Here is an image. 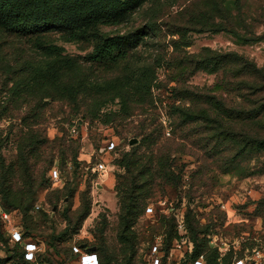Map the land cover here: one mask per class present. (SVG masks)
Instances as JSON below:
<instances>
[{
  "label": "trees",
  "instance_id": "16d2710c",
  "mask_svg": "<svg viewBox=\"0 0 264 264\" xmlns=\"http://www.w3.org/2000/svg\"><path fill=\"white\" fill-rule=\"evenodd\" d=\"M149 1L0 0V30L15 37L22 46L20 55L15 58H0L3 78L0 121L18 118L22 125L16 138L15 159L7 161L0 157V206L22 216L17 224L26 241L36 243L32 239L33 232L49 217L48 211H34V206L38 189L53 181L50 176L52 158L45 161L41 169L35 167L32 159L47 160L43 158L44 151L54 147L43 128L45 112L51 102L67 103L83 120L112 125L123 141L128 138L126 133L139 139L117 159V164L130 175L127 183L117 180L115 185L119 202L118 250L111 251L105 239L101 245L84 244L82 249L97 253L99 264H118L120 255L128 254L133 264L138 244L135 225L154 192L155 177L163 172L169 184L180 180L175 173L177 169L168 164L170 155L163 156V152L151 148L158 142L157 134L163 127L158 121L159 114L150 111L156 102L154 87L158 80L159 58L153 62L138 61L132 51L135 45H130L126 35H111L102 30V26L126 21ZM175 4L170 2V5ZM178 7L182 9L175 19L163 20L165 36H172L170 58L177 61L173 66L180 69V76L202 70L217 74L218 78L206 91L180 76L173 79L176 85L171 91L189 104L172 105L171 116L177 122L195 125L203 139L215 141L222 148L233 146L236 157L259 158L261 169L258 170L264 172V68L235 50L223 51L210 46L193 53L185 50L191 45V32L224 31L242 43L262 40L264 34L257 33L255 28L264 23V4L252 14L246 7V0H181ZM165 15L171 17L163 8ZM145 29V34L148 30L157 34V21L149 19ZM56 34L68 42H91L92 50L84 57L70 54L57 42ZM112 104H117L118 108L110 107ZM135 121L138 124L133 126ZM154 124L155 129L147 131ZM141 145L151 148L148 155L138 153ZM69 149H72V159L67 164L72 174L90 175L91 170H85L87 163L78 159L79 145H64L65 152ZM94 177L95 174L85 180L92 181ZM65 188L55 187L47 194L45 201L53 211L59 200L73 196V191L68 193ZM90 212L87 189L73 216L66 217L64 212L68 226L63 235L76 233ZM262 216L264 222V209ZM186 218L188 240L192 244V249L187 251L190 263L202 256L204 264H233L235 259L247 254H238L234 246L222 252L209 242L199 220L190 213ZM106 225V218L99 220L97 231L102 233ZM70 226H73L71 232L68 231ZM5 227L0 214V264H7L14 254L19 264H36L37 256L33 261L25 259L23 245L13 242ZM158 235L162 236L161 264H166L174 243L180 238L177 223L165 227ZM52 247L54 244L49 242L47 250Z\"/></svg>",
  "mask_w": 264,
  "mask_h": 264
},
{
  "label": "rangeland",
  "instance_id": "374dc122",
  "mask_svg": "<svg viewBox=\"0 0 264 264\" xmlns=\"http://www.w3.org/2000/svg\"><path fill=\"white\" fill-rule=\"evenodd\" d=\"M181 0H151L136 10L126 21L118 25L102 26V30L111 35H126L130 45H135L134 57L138 61L153 62L159 58L158 80L154 87L156 102L150 111L159 114V120L163 124L158 142L153 144L156 152L169 154L170 168H176V174L180 180L176 183H167L163 178V172L155 177L154 192L148 199L144 214L140 217L135 230L138 234L137 253L133 264H151L153 255L150 246L158 234L164 228L176 225L178 219L186 215L199 220L201 230L206 231L209 242L217 246L226 242L229 247H236L238 254L264 255V222L262 210L264 209V172L261 170V162L257 157H236L233 146L222 145L215 141L203 139L195 128V125H186L174 120L171 116L172 105L189 104L188 100L177 97L171 91L176 85L175 79L180 76V69L173 66L177 64L171 57L173 47L170 45V35L165 36L163 30L164 21L176 18L177 12L182 9L179 6ZM176 3L175 5H170ZM264 0H246L249 13H253ZM164 10H168L171 17L163 16ZM149 19L157 21V34L148 30L146 24ZM257 33L264 34V23L255 28ZM191 45L186 47L189 53L198 52L204 46H210L220 50H235L245 54L256 61L257 65L264 68V38L258 42L242 43L230 33L221 32H191ZM57 42L65 47L66 52L84 57L92 50V43L88 41L68 42L59 38ZM16 38L0 30V58L11 59L20 55L22 46ZM25 47V46H24ZM170 58V59H169ZM181 79L187 83L208 90L215 84L218 75L206 71H197L193 75L188 72ZM2 75L0 72V89L2 87ZM110 107L118 108L117 104ZM138 121L133 123L137 125ZM155 125L148 128L155 129ZM21 122L18 118L0 121V157L12 161L16 157V138L21 131ZM44 134L52 141V148L43 153L47 160L38 161L35 167L41 169L45 161L52 158L51 167L57 166L62 171V179L47 184L37 191V203L34 211L44 209L48 211L47 220L40 222V228L34 231L32 239L39 246L36 264H78V258L84 244L91 246L101 245L105 239L111 251L118 250L117 223L119 214V202L116 192V181L127 183L130 175L125 168L117 164V159L124 151L131 148L129 139L132 133H126L128 138L123 141L112 125H103L99 121L83 120L81 114H75L71 107L64 102H51L45 112ZM160 125H157V129ZM119 143L114 149L108 148V143ZM79 145V161L93 164L103 161L107 165L102 175H96L92 181L93 173L76 172L72 174L68 168L72 149L64 151V145ZM151 148L141 145L138 153L149 154ZM263 156V155H262ZM46 165V164H45ZM49 172V171H48ZM48 176V173H47ZM65 188L68 193L73 191V196H66L57 202V209L52 210L51 205L45 201L47 194L54 188ZM88 189V197L91 200V212L84 220L76 233L63 235L68 221L66 217L73 216L80 204V198ZM1 202V199H0ZM149 205L154 211H147ZM1 207V206H0ZM172 208L170 214H165ZM165 212V213H164ZM14 222L21 221L22 216L15 212ZM106 218L107 225L102 233L97 231V222ZM40 221V220H39ZM195 223V222H194ZM100 225V224H99ZM197 225V224H196ZM7 227H5L6 229ZM73 226L68 228L71 232ZM201 234L200 236H202ZM49 242L54 247L47 250ZM180 244L174 247L172 255L166 259V264H192L188 257L191 242L178 239ZM47 250V252H45ZM118 264H130V254L120 255ZM144 260L147 262L145 263ZM17 255L7 264H19Z\"/></svg>",
  "mask_w": 264,
  "mask_h": 264
},
{
  "label": "built area",
  "instance_id": "2783aa9c",
  "mask_svg": "<svg viewBox=\"0 0 264 264\" xmlns=\"http://www.w3.org/2000/svg\"><path fill=\"white\" fill-rule=\"evenodd\" d=\"M115 142L110 141L108 143V148L113 149L115 147ZM107 169V165L103 161H99L93 164H87L85 166V170H91L93 174L96 175H102ZM50 176L52 180L58 181L61 179V171L58 169L57 166H54L50 171ZM147 211H154V207L152 205H149L147 208ZM172 211V208L169 207L168 212L170 213ZM0 214L1 218L6 225L11 240L13 242H19L24 247V257L27 260H35L37 256V252L39 251V246L37 243L26 241L23 232L20 228V226L14 222V216L12 212L0 207ZM177 228L180 235V239L182 241L188 240V234L185 226V222L183 219H178L177 222ZM161 243H162V236L158 235L155 239V242L152 244L150 253L153 255L151 264H161L163 259V253L161 251ZM178 240L174 243V247L179 246ZM217 246L220 248L222 252H225L229 249V244L226 242L218 243ZM192 249V244L190 247V250ZM264 255L260 253V251L257 254H249L247 253L244 257H240L235 259L233 264H264L263 261ZM79 264H99V257L97 253L90 252V251H82L80 255ZM192 264H204L203 257H198L193 260Z\"/></svg>",
  "mask_w": 264,
  "mask_h": 264
},
{
  "label": "water",
  "instance_id": "95a60500",
  "mask_svg": "<svg viewBox=\"0 0 264 264\" xmlns=\"http://www.w3.org/2000/svg\"><path fill=\"white\" fill-rule=\"evenodd\" d=\"M138 141H139V139L136 138V137H134V138H131V139L129 140V144H130V145H134V144L138 143Z\"/></svg>",
  "mask_w": 264,
  "mask_h": 264
}]
</instances>
